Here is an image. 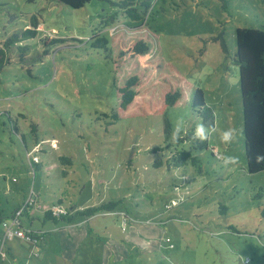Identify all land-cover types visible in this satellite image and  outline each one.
<instances>
[{
  "label": "rangeland",
  "instance_id": "1",
  "mask_svg": "<svg viewBox=\"0 0 264 264\" xmlns=\"http://www.w3.org/2000/svg\"><path fill=\"white\" fill-rule=\"evenodd\" d=\"M151 7L145 17L158 54L203 90L214 127L190 102L163 116L112 121L111 63L91 45L93 32L124 23L102 28L109 2L73 9L0 0V46L13 38L0 72V207L8 214L28 196L65 209L115 203L73 223L43 221L33 208L23 227L43 239L0 240V264H264V170L245 169L233 61L235 29L264 24V0H152ZM32 16L37 33L23 35ZM192 128L206 148L175 139ZM180 148L198 162L168 164Z\"/></svg>",
  "mask_w": 264,
  "mask_h": 264
},
{
  "label": "trees",
  "instance_id": "2",
  "mask_svg": "<svg viewBox=\"0 0 264 264\" xmlns=\"http://www.w3.org/2000/svg\"><path fill=\"white\" fill-rule=\"evenodd\" d=\"M54 1L78 9L93 0ZM97 1H107L113 7L110 12L101 15L103 18L100 24L103 29L107 26L116 27L118 25L115 24L120 19L124 20L122 27L113 33L104 34L103 32L100 35L93 32L91 37V45L95 48H103L106 58L111 63L116 101L110 114L112 121L163 116L168 108L190 102L202 124L214 127V109L206 105L203 90L198 87L193 88L174 64L158 54L154 34L150 31L145 17L151 14L152 0ZM37 27V19L32 16L31 28L24 30L23 35H35ZM235 40L233 61L239 70L245 169L248 173H257L264 170V24L259 27H237ZM53 41H60V39H53ZM11 42H13L12 37L0 46V72L9 63L6 48ZM222 43L225 45L224 42ZM23 57L24 52L21 48L19 59L22 60ZM138 58H146L143 66L139 68ZM13 130L17 133L18 127L14 125ZM164 131L167 135L171 132L168 122ZM180 133L176 131L175 136ZM175 139L187 140L197 148L207 147V139L198 136L195 128L188 131L184 137ZM188 159H191L194 164L198 162L197 158L192 157L190 151L180 148L171 154L167 163L182 166ZM39 165L37 161L32 162L35 169H38ZM58 201V205L47 206L41 204L38 197L36 199L28 196L8 214H4L0 207V225L20 208H22L21 222L24 216L30 219L31 210L35 208L43 212V221L73 223L77 217L90 216L102 210L111 211L115 205L113 202H105L99 206L83 209L73 206L66 209V214L54 215L52 209L60 206L61 202ZM30 231L34 235L38 232L31 229ZM39 237L40 240L43 239L42 235Z\"/></svg>",
  "mask_w": 264,
  "mask_h": 264
},
{
  "label": "built area",
  "instance_id": "3",
  "mask_svg": "<svg viewBox=\"0 0 264 264\" xmlns=\"http://www.w3.org/2000/svg\"><path fill=\"white\" fill-rule=\"evenodd\" d=\"M21 213H22V208H20L13 216L4 220L1 223L2 234L0 236V240L2 245H5L8 240L14 237L25 238L32 242H36L37 240H40V237L37 233L34 235L30 231V229H26L22 227L20 220ZM52 213L54 215L66 214L67 210L62 206H55L52 209Z\"/></svg>",
  "mask_w": 264,
  "mask_h": 264
},
{
  "label": "clouds",
  "instance_id": "4",
  "mask_svg": "<svg viewBox=\"0 0 264 264\" xmlns=\"http://www.w3.org/2000/svg\"><path fill=\"white\" fill-rule=\"evenodd\" d=\"M231 138V133H225L224 134V139L227 140V139H230Z\"/></svg>",
  "mask_w": 264,
  "mask_h": 264
},
{
  "label": "crops",
  "instance_id": "5",
  "mask_svg": "<svg viewBox=\"0 0 264 264\" xmlns=\"http://www.w3.org/2000/svg\"><path fill=\"white\" fill-rule=\"evenodd\" d=\"M21 223H22V225H24V221H22ZM9 248H10V246H9Z\"/></svg>",
  "mask_w": 264,
  "mask_h": 264
}]
</instances>
